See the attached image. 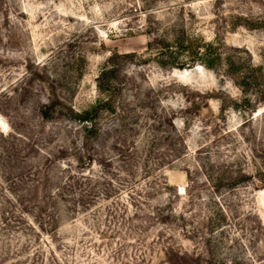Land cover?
<instances>
[{
  "label": "rangeland",
  "instance_id": "374dc122",
  "mask_svg": "<svg viewBox=\"0 0 264 264\" xmlns=\"http://www.w3.org/2000/svg\"><path fill=\"white\" fill-rule=\"evenodd\" d=\"M0 264H264V0H0Z\"/></svg>",
  "mask_w": 264,
  "mask_h": 264
},
{
  "label": "trees",
  "instance_id": "16d2710c",
  "mask_svg": "<svg viewBox=\"0 0 264 264\" xmlns=\"http://www.w3.org/2000/svg\"><path fill=\"white\" fill-rule=\"evenodd\" d=\"M87 121H89L87 118H85Z\"/></svg>",
  "mask_w": 264,
  "mask_h": 264
}]
</instances>
